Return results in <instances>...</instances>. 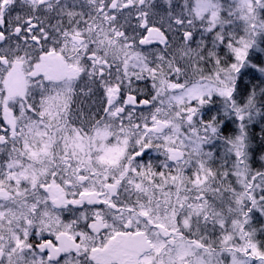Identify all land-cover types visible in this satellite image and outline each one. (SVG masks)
<instances>
[{
    "label": "snow or ice",
    "instance_id": "snow-or-ice-1",
    "mask_svg": "<svg viewBox=\"0 0 264 264\" xmlns=\"http://www.w3.org/2000/svg\"><path fill=\"white\" fill-rule=\"evenodd\" d=\"M0 264H264V0H0Z\"/></svg>",
    "mask_w": 264,
    "mask_h": 264
},
{
    "label": "trees",
    "instance_id": "trees-1",
    "mask_svg": "<svg viewBox=\"0 0 264 264\" xmlns=\"http://www.w3.org/2000/svg\"><path fill=\"white\" fill-rule=\"evenodd\" d=\"M245 82H247V81H245Z\"/></svg>",
    "mask_w": 264,
    "mask_h": 264
}]
</instances>
